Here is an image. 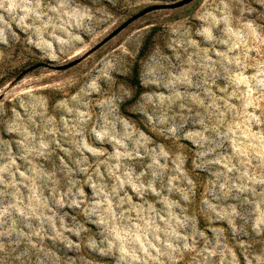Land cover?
<instances>
[{
  "label": "rangeland",
  "instance_id": "rangeland-1",
  "mask_svg": "<svg viewBox=\"0 0 264 264\" xmlns=\"http://www.w3.org/2000/svg\"><path fill=\"white\" fill-rule=\"evenodd\" d=\"M173 1L0 0V264H264V0L49 66Z\"/></svg>",
  "mask_w": 264,
  "mask_h": 264
},
{
  "label": "water",
  "instance_id": "water-1",
  "mask_svg": "<svg viewBox=\"0 0 264 264\" xmlns=\"http://www.w3.org/2000/svg\"><path fill=\"white\" fill-rule=\"evenodd\" d=\"M191 1H193V0H177V1L170 2V3H159V4L148 5V6L144 7L143 9H141L140 11H138L137 13H135V14L131 15L130 17H128L126 20H124L111 33H109L104 39H102L100 42H98L95 46L90 48L88 51H86L80 57L72 59L71 61H68L67 63H64L62 65H49V66H51L53 69H56V70L67 69V68L75 65L76 63L80 62L85 56H87L92 51L96 50L104 42L109 40L111 37L116 35L120 30L125 28L132 21L138 19L139 17L143 16L144 14H146V13H148L150 11H153V10H157V9L178 8V7H181V6H184V5L188 4V3H190ZM43 64L44 63H42V62L36 63V64L32 65L30 67V69L37 68L39 66H42Z\"/></svg>",
  "mask_w": 264,
  "mask_h": 264
},
{
  "label": "trees",
  "instance_id": "trees-1",
  "mask_svg": "<svg viewBox=\"0 0 264 264\" xmlns=\"http://www.w3.org/2000/svg\"><path fill=\"white\" fill-rule=\"evenodd\" d=\"M136 88H137V91H136V93H135V95L134 96H138L139 94H140V85H139V83L138 82H136Z\"/></svg>",
  "mask_w": 264,
  "mask_h": 264
}]
</instances>
